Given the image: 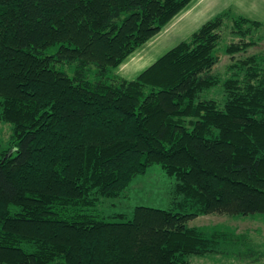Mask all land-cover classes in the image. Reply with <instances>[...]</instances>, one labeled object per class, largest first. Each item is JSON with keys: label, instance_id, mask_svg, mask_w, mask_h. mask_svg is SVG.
Returning <instances> with one entry per match:
<instances>
[{"label": "trees", "instance_id": "obj_1", "mask_svg": "<svg viewBox=\"0 0 264 264\" xmlns=\"http://www.w3.org/2000/svg\"><path fill=\"white\" fill-rule=\"evenodd\" d=\"M190 1L0 0V264H188L242 240L189 219L264 215V51L245 54L261 21L220 11L134 77L112 72ZM219 49L244 54L224 78ZM154 163L172 207L93 211Z\"/></svg>", "mask_w": 264, "mask_h": 264}, {"label": "rangeland", "instance_id": "obj_2", "mask_svg": "<svg viewBox=\"0 0 264 264\" xmlns=\"http://www.w3.org/2000/svg\"><path fill=\"white\" fill-rule=\"evenodd\" d=\"M213 1L212 8L208 7ZM207 3V4H205ZM208 7V8H207ZM210 9V13H207ZM230 10L255 18L262 22V25L255 32V46L247 48L246 53H257L264 51V0H191L171 20L164 24L160 30L146 42L138 46L129 54L123 62L112 70L113 73L125 78L134 77L141 69L151 63L168 48L181 39L186 38L193 30L217 12ZM221 38L218 46L225 44L231 37L224 25L221 27ZM242 53H235L233 56L218 50V60L212 71L220 78L230 75V64ZM230 57H233L232 59ZM222 87L217 84L210 92L214 97L221 94ZM0 129V152L10 145V126L1 122ZM174 184V177L165 174L158 163L150 165L144 173L133 177L124 193L117 197L100 198L93 211L99 212L108 218L112 213H130L134 205L141 204L160 208L172 207L171 192ZM189 225H201L206 228H220L233 230L237 235L242 234L241 242L238 237L235 245L231 241L220 238V248L216 252L204 254L203 256L192 255L188 264H264V215H248L236 217L222 212L203 213L189 219ZM227 230L224 234L227 235ZM248 245L257 249L252 257L244 258L235 254L238 248L240 251ZM238 246V247H237ZM252 258H255L251 260ZM56 264V263H48Z\"/></svg>", "mask_w": 264, "mask_h": 264}, {"label": "crops", "instance_id": "obj_3", "mask_svg": "<svg viewBox=\"0 0 264 264\" xmlns=\"http://www.w3.org/2000/svg\"><path fill=\"white\" fill-rule=\"evenodd\" d=\"M205 4H207V3H205ZM213 6H215L214 3H213V1L209 2L208 7L212 8ZM208 7H207V8H208ZM207 10H208L207 13H210V12H211L210 9H207ZM217 13H218V12H217ZM0 123H1V122H0ZM0 129H1V124H0ZM197 226H201V225H197Z\"/></svg>", "mask_w": 264, "mask_h": 264}]
</instances>
